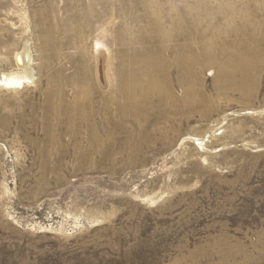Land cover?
<instances>
[{"label": "rangeland", "instance_id": "374dc122", "mask_svg": "<svg viewBox=\"0 0 264 264\" xmlns=\"http://www.w3.org/2000/svg\"><path fill=\"white\" fill-rule=\"evenodd\" d=\"M122 1L0 0V76L22 71L18 54L29 55L34 71L17 89L0 87V264H172L217 240L241 245L246 264H264V75L257 92L225 98L213 88L217 65L197 63L218 100L208 116L161 124L133 155L132 146L102 162L77 160L72 146L61 160L60 149L43 155L51 78L62 70L72 79L70 99L79 75L97 96L108 94L130 56L118 29L145 22L121 17L119 7L131 3ZM199 1L151 0L166 23L184 2L204 29L221 24L224 6L237 0ZM241 1L243 17L264 22V0ZM88 10L99 16L91 29Z\"/></svg>", "mask_w": 264, "mask_h": 264}, {"label": "bare ground", "instance_id": "6f19581e", "mask_svg": "<svg viewBox=\"0 0 264 264\" xmlns=\"http://www.w3.org/2000/svg\"><path fill=\"white\" fill-rule=\"evenodd\" d=\"M135 1L130 0L129 8L119 7L121 17L145 24L138 28L127 26L126 31L121 29L124 26L119 27V42L126 46L130 56L121 58L116 83L108 94L97 96L94 84L93 87L88 82V75H79L73 99H70L68 86L72 79L62 70L51 78L44 92V124L49 128L46 138L49 148L45 143L44 156L60 149L54 156L61 160L70 146L78 149L75 158L81 162L93 161L95 157L97 162H102L124 153L126 146H132L133 152L126 153L133 155L144 145L153 143L151 138L155 132H162L161 124H173L178 118L196 113L208 116L210 107L218 100L209 96L202 73L193 69L203 61L217 65L215 95L227 98L235 92L244 95L249 90V94L257 92L264 75V22L243 17L241 0L226 4L223 10L227 14L222 16V23L213 22L206 29L204 19L184 2L178 8H171L178 10L179 17H171L166 23L153 5L154 1L142 0L144 10L139 15L135 11ZM220 10L216 9L214 20ZM87 14L86 27L91 29L99 16L95 11L88 10ZM84 27L77 29L79 36H83ZM137 33L140 35L135 38ZM209 35L213 38L209 39ZM180 40L186 43L178 44ZM45 46L50 47V40ZM17 65L22 71L0 76V87L17 89L25 74L34 78L29 55L27 58L18 54ZM175 88H181L182 95H177ZM117 145L122 147L117 149ZM230 244L214 241L172 264H246L239 259V253L245 252L243 247Z\"/></svg>", "mask_w": 264, "mask_h": 264}]
</instances>
